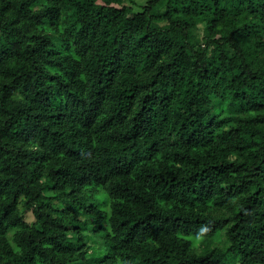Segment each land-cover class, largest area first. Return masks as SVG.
Masks as SVG:
<instances>
[{"label": "trees", "instance_id": "16d2710c", "mask_svg": "<svg viewBox=\"0 0 264 264\" xmlns=\"http://www.w3.org/2000/svg\"><path fill=\"white\" fill-rule=\"evenodd\" d=\"M0 264H264V0H0Z\"/></svg>", "mask_w": 264, "mask_h": 264}, {"label": "rangeland", "instance_id": "374dc122", "mask_svg": "<svg viewBox=\"0 0 264 264\" xmlns=\"http://www.w3.org/2000/svg\"><path fill=\"white\" fill-rule=\"evenodd\" d=\"M142 0H135L136 3H140ZM137 9V8H135ZM91 253L94 255V256H98L102 253V251L100 249H98V244L97 246L95 245V247L93 246L92 249H91Z\"/></svg>", "mask_w": 264, "mask_h": 264}, {"label": "bare ground", "instance_id": "6f19581e", "mask_svg": "<svg viewBox=\"0 0 264 264\" xmlns=\"http://www.w3.org/2000/svg\"><path fill=\"white\" fill-rule=\"evenodd\" d=\"M105 172V171H104Z\"/></svg>", "mask_w": 264, "mask_h": 264}]
</instances>
